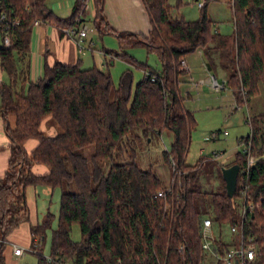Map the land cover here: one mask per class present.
I'll return each instance as SVG.
<instances>
[{"label":"trees","instance_id":"obj_1","mask_svg":"<svg viewBox=\"0 0 264 264\" xmlns=\"http://www.w3.org/2000/svg\"><path fill=\"white\" fill-rule=\"evenodd\" d=\"M87 1L75 0L71 15L60 18L46 0H0V12L6 16L0 29L8 25L10 40L8 47H0V67L8 77V83L0 84V116L7 122L10 151L0 180V264H6L8 235L29 219L28 186L61 191L48 256L52 261L43 256L41 241L53 215L47 212L30 228L29 251L36 255L37 264H217L201 247L202 221L208 218L217 227L213 249L222 253L228 244L221 227L239 220L244 201L254 206L244 224L246 234L258 246L252 264H264V159L258 158L245 171L247 154L237 153L232 164L238 165L239 172L232 197L222 175L214 192L202 191L198 185L200 163H184L195 121L178 90L179 78L187 73L180 62L199 50L210 70L219 67L225 73V85L236 104L247 103L256 95L264 77V0H229L234 29L228 36L214 29L207 0L196 21L172 17L168 0H143L151 23L148 34L111 33H115L119 49L141 45L155 52L160 72L126 53L110 51L111 57L125 58L145 72L133 91L129 70L114 85L107 70L96 66L82 69L59 61L51 66L44 62L41 76L25 87V59L34 21L77 28ZM92 1V25L104 33L102 0ZM14 21L18 24H12ZM48 120L57 129L54 135H46L40 128ZM164 128L173 133L170 150L164 152L172 170L170 188L163 187L151 170L138 167L129 141L138 137L137 131L160 135ZM29 139H35L37 145L26 153L23 144ZM249 141L250 153L261 155L264 136L252 120L251 134L239 143ZM89 146L88 159L82 149ZM124 155L130 160L119 162ZM105 161L111 163L106 173L102 170ZM34 164L44 165L47 172L34 173ZM73 224L79 226V241L70 237Z\"/></svg>","mask_w":264,"mask_h":264},{"label":"rangeland","instance_id":"obj_2","mask_svg":"<svg viewBox=\"0 0 264 264\" xmlns=\"http://www.w3.org/2000/svg\"><path fill=\"white\" fill-rule=\"evenodd\" d=\"M205 0H168L170 5V13L174 18H183L186 21H196L200 16L199 3ZM49 4V3H48ZM50 6V4L48 5ZM54 8V7H53ZM207 15L214 23V29L221 35H232L233 11L229 0H207ZM61 14L60 12H56ZM66 17V15H65ZM84 20L82 25H87L88 33L94 34L96 37L94 43V63L101 70H109L114 85H117L121 74L125 70H129L132 74V91L135 84L143 78V69L137 65H131L119 57L107 58L102 54V48L108 51L126 53L132 57L137 63L146 65L155 72L161 71V62L155 52H149L141 45L127 46L124 49L118 48L115 37L111 35L101 36L92 25L93 9L92 2L87 3L85 14L82 16ZM87 33V34H88ZM90 36H88V39ZM98 54V55H97ZM98 56V57H97ZM85 59L84 56H81ZM189 63V74L184 78H180V94L184 98V106L190 110L196 120L195 127L190 132V141L187 153L184 157L186 165H195L200 163V172L198 177V185L202 191L214 192L221 183L219 175H222L223 168L230 164L237 153L243 151V143H239L242 137L251 134V127L248 117L251 118L253 125L263 133L264 136V77L258 82V92L251 97L247 103L236 104L232 92L227 85L219 91H215L207 79L214 76L219 84L225 83V73L217 67L215 70L208 71L205 61L197 51L188 54L185 57ZM110 61V63H109ZM108 62V66L104 65ZM135 63V62H134ZM89 67H91L93 65ZM204 64V65H203ZM88 68L87 66H83ZM82 67V68H83ZM188 72V70H186ZM187 93L189 96H186ZM260 113V115H258ZM261 118V119H260ZM46 129H41L44 134L54 135L57 129L53 126L51 120L45 123ZM48 128H52L50 133ZM138 137H134L129 141L134 149V162L142 170H151L159 179L161 185L170 188L172 184V170L164 157V152L170 150L173 142V133L167 128L161 131L160 135L149 132L142 135L137 131ZM127 150H129L127 148ZM92 153V147L82 149V154L89 159ZM119 162H128L130 158L126 155L118 159ZM109 161L102 163V170L107 172ZM30 198H34L32 189H29ZM39 198L36 199L37 209L33 213V205H30L29 219L21 222L14 228L7 237L4 255L6 256V264H37V257L29 251L31 246L30 228L33 226L31 222L37 216L38 222L42 221L50 212L53 215L50 228L45 231V238L41 241V251L43 256L50 255L51 234L57 226L58 211L60 204L61 191L60 188H48L45 186L37 187ZM26 205L28 206L26 189H25ZM31 203V202H30ZM29 203V204H30ZM31 215V216H30ZM31 221V222H30ZM214 231L217 227L213 226ZM221 233L230 240L229 226L222 225ZM70 237L73 241L80 240V229L78 224L71 227ZM18 245L23 251L17 256H9L8 244ZM67 264H70L69 262Z\"/></svg>","mask_w":264,"mask_h":264},{"label":"crops","instance_id":"obj_3","mask_svg":"<svg viewBox=\"0 0 264 264\" xmlns=\"http://www.w3.org/2000/svg\"><path fill=\"white\" fill-rule=\"evenodd\" d=\"M90 1L92 2V9L94 15L93 1L88 0L87 3ZM74 2L75 0H46L47 6L50 4L48 8L54 13V15L60 18H67L71 15ZM87 3L85 9L87 8ZM102 7H103V16L106 21L107 30H105L104 33H99L100 36L104 34L115 37L114 35L115 33H132V34H139L146 36L149 30L151 29L150 17L146 10V6L143 0H102ZM56 12H60L62 13V15ZM78 27L79 26H77V28ZM63 29L65 28L56 27L46 22H43L39 25H32L31 33H30V41H29V53L25 59V63L28 64V69L25 74V76L27 77V82L25 84V87H27L29 82H35L41 76L44 62H46V64L49 66H51L55 61H59L65 65L78 64L81 68L83 66H87L88 68H90L89 66L91 65V63L92 64L94 63V52H95L94 46L98 45V42L97 44L94 43L95 41H97L95 39L96 36L94 34L92 35L90 32L89 33L87 32L88 34H86V36L81 40V46L83 48L80 50L78 49L76 39L64 36ZM96 32L98 36V31L96 30ZM111 32H115V33H111ZM88 36H90L89 40H87ZM2 38L3 36L0 33V47L3 45ZM101 52L105 60L111 57V54L109 53L110 51H108L106 48L103 47ZM116 53L122 54L119 51ZM197 53L200 56H202L199 50L197 51ZM81 56H84L85 59H82ZM113 57L114 56H112L111 58ZM122 59L125 60V58ZM184 61L186 67H188L189 69V63L187 59L185 58ZM104 65L108 66V62H105ZM21 66L22 65L20 63L19 67ZM92 66H96V65L93 64ZM82 69H86V67H83ZM144 73L145 72L143 71V76ZM188 74H189V70L185 75H182L180 78H184L185 76H188ZM180 78L178 83L179 94H180L179 84L181 82ZM6 83H8V77L0 67V84H6ZM180 96L182 97L181 94ZM186 96H189V94L187 93ZM189 112L193 116L190 110ZM258 115H260V113ZM194 121L196 125L195 118ZM247 121L249 122L251 127V118L248 117ZM9 122H10L9 124L12 125L11 118L9 119ZM45 123L46 121L42 122L40 127L43 130L46 129ZM6 124L7 122L5 123L4 119L0 116V180L3 178L7 170L8 159L10 154L9 139L6 133ZM48 130L50 133L52 132V128H48ZM36 145H37V141L35 139H29L26 142H24L23 148L26 151V153H30L36 147ZM259 151H261L260 152L261 155H258L257 157L260 159H264V147L263 146L259 147ZM233 161L225 167H229V165L231 166ZM32 170L34 173L39 175L45 174L47 172V168L41 164H34ZM37 187L39 186L36 187L28 186L26 188L29 211L31 204L33 205L34 208L32 214H34V212L37 209L36 199L39 198ZM29 189H32L33 194L35 196V201H33L34 198L29 197V195L31 194ZM32 221L33 222L30 221L32 225H36L38 223L37 216L35 220ZM11 244L12 243L7 245L8 253L10 257L11 255L14 257L16 255L12 253ZM5 260H6V256H5Z\"/></svg>","mask_w":264,"mask_h":264},{"label":"built area","instance_id":"obj_4","mask_svg":"<svg viewBox=\"0 0 264 264\" xmlns=\"http://www.w3.org/2000/svg\"><path fill=\"white\" fill-rule=\"evenodd\" d=\"M203 3H199V6H201ZM5 14L0 12V28L1 25L5 23ZM43 23L40 20L34 21L33 25H39ZM12 24L17 25L18 21H14ZM87 25L80 24L78 28H65L63 29V34L66 37L74 38L76 39V43L78 46V49H82L81 46V40L84 38L88 32ZM0 32L3 33V45L8 47L10 44L9 40V29L8 25L4 26L3 29H0ZM181 68L185 70H189L188 67H186L185 61L182 60L180 62ZM207 82L210 83L212 88L215 91H219L225 87V83L219 84L215 78L209 77L207 79ZM243 153L247 154V160H246V169L248 170L250 166H252L256 160L258 159L257 156H254L250 153V141L246 144H243ZM173 165V162H172ZM240 193H245V190L243 189ZM159 197L163 196L162 192H158L157 194ZM253 204L250 201H244L243 205L240 209V217L239 220L229 225V233H230V240H227V248L221 253L217 250L213 249V243L215 241V234L213 230V225L210 219L205 218L202 221V227H201V239L202 244L201 247L204 251L209 252L211 257L214 259V261L218 264H252L254 259L256 258V255L258 253V246L255 243L253 237L251 235H247L244 230V224L246 221V215L248 212H250L253 209ZM12 253L14 255H19L23 249L19 247L18 245L11 244ZM48 261H52L50 257H47ZM57 264H67L66 262H58Z\"/></svg>","mask_w":264,"mask_h":264},{"label":"water","instance_id":"obj_5","mask_svg":"<svg viewBox=\"0 0 264 264\" xmlns=\"http://www.w3.org/2000/svg\"><path fill=\"white\" fill-rule=\"evenodd\" d=\"M207 69L210 71V67L206 64ZM212 78H215L212 76ZM239 172V167L237 164H233L229 167L223 168L222 178L225 182V189L229 197H232L236 188L237 175Z\"/></svg>","mask_w":264,"mask_h":264}]
</instances>
